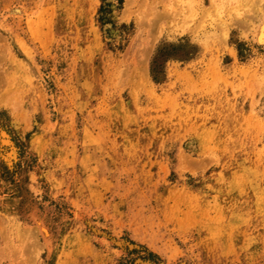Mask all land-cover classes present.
Segmentation results:
<instances>
[{
    "label": "rangeland",
    "instance_id": "1",
    "mask_svg": "<svg viewBox=\"0 0 264 264\" xmlns=\"http://www.w3.org/2000/svg\"><path fill=\"white\" fill-rule=\"evenodd\" d=\"M262 22L0 0V264H264Z\"/></svg>",
    "mask_w": 264,
    "mask_h": 264
},
{
    "label": "bare ground",
    "instance_id": "2",
    "mask_svg": "<svg viewBox=\"0 0 264 264\" xmlns=\"http://www.w3.org/2000/svg\"><path fill=\"white\" fill-rule=\"evenodd\" d=\"M185 3H187V2H185ZM260 6V5H259ZM168 15V14H167ZM170 16V15H169ZM165 17H166V13H165ZM164 17V13H163V18H165ZM167 18V17H166ZM174 21V20H173ZM262 23H264V22H262ZM259 28V27H258ZM262 30V29H261ZM260 31V30H259ZM227 33V32H226ZM224 36H225V34H223ZM1 134V133H0ZM11 158V157H10ZM44 232V231H43Z\"/></svg>",
    "mask_w": 264,
    "mask_h": 264
}]
</instances>
